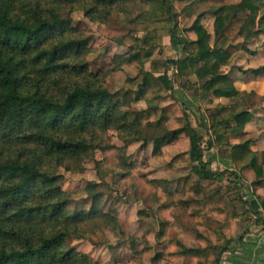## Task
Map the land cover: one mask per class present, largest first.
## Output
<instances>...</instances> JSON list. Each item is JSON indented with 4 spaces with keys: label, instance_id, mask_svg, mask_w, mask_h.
<instances>
[{
    "label": "trees",
    "instance_id": "trees-1",
    "mask_svg": "<svg viewBox=\"0 0 264 264\" xmlns=\"http://www.w3.org/2000/svg\"><path fill=\"white\" fill-rule=\"evenodd\" d=\"M202 1L0 0V264H95L88 254L64 247L69 238L119 228L115 211L123 198L116 194L108 210L102 207L117 184L135 178L132 143L152 145L158 157L165 146L189 142L184 156L192 174L178 177L165 193L159 180L146 179L157 188L158 207L140 209L138 216L161 218L171 207L187 211L195 221L185 229L194 232L195 245L165 240L168 223L161 220L157 239L168 249L157 252L152 264L163 258L165 264H221L254 231L251 226L264 230V197L248 200L239 172L252 169L250 187L262 186L264 150H253L251 138L230 141L247 134L251 93L222 70L234 47L229 32L236 20L243 48L251 37L264 35V0L213 6V34L202 23L204 12L182 28L176 4H184L183 13L191 16ZM75 12L101 24L113 18L128 30L116 39L126 48L112 57L110 68H93L91 38L74 24ZM166 39L175 57L159 58ZM125 66L136 75L110 90L108 78ZM247 71L264 75V64ZM167 98L171 101L163 104ZM220 98L231 102L214 104ZM139 102L146 107L136 109ZM192 113L198 115L194 123ZM212 149L215 154L206 160ZM218 159L229 166L212 169ZM89 161L99 182L85 188L88 208H71L73 194L61 186V170L81 174ZM240 221L251 223L237 235L232 226ZM135 243L129 241V247L135 249Z\"/></svg>",
    "mask_w": 264,
    "mask_h": 264
},
{
    "label": "rangeland",
    "instance_id": "rangeland-1",
    "mask_svg": "<svg viewBox=\"0 0 264 264\" xmlns=\"http://www.w3.org/2000/svg\"><path fill=\"white\" fill-rule=\"evenodd\" d=\"M240 0H204L198 3L194 7V12L191 16L183 13L182 7L184 4L177 3L176 10L180 12L179 24L182 28H189L196 20L199 14L204 12L202 23L213 34L214 16L211 12L213 6H220L222 4H235ZM245 13H242L241 18L245 17ZM74 24L82 30L87 36L91 38V46L94 51V63L93 68L107 69L112 64V57L121 53L126 47L118 44L116 39L125 35L128 30L123 28L115 19H111L108 24H101L90 21L81 12H75L72 14ZM237 20L234 22L232 30L229 32V37L232 39L231 57L228 63L222 68L223 72H228L235 81V85L238 89L251 93L249 99H247V108L252 112L249 122L245 126L246 135H242L240 138L232 135L230 136L231 143H237L239 141L251 138L252 147L255 151L264 150V75L254 76L248 72L250 68H256L264 64V35L251 37L245 44V48L242 47L243 38L238 37L236 32L239 27ZM188 36L192 39L196 38V35L192 31H188ZM164 52L159 58L163 57H175V52L171 49L168 39L164 41ZM107 49V50H106ZM136 75V70L130 66H125L122 71L115 72L107 80V87L115 91L122 87L128 77ZM176 94L180 97L183 93L180 89L176 90ZM171 101L167 98L163 104H167ZM194 110L195 106L188 100H185ZM229 99L220 98L214 99L215 103L228 104ZM213 104H206L205 107L212 106ZM136 109L146 107L145 102H139L134 104ZM196 113H192L191 119L195 122ZM198 116V115H197ZM112 141L115 144L122 145V143L115 137H112ZM189 149V142L187 139H182L172 145L165 146L161 156H154L152 154V145H148L143 148L140 143H132L128 146V154L134 164L133 173L135 178L127 179L116 185L115 192H109L110 195L106 202L103 204V209L108 210L109 204L112 201L114 195L118 194L123 198V201L117 206L115 214L118 216L120 226L117 230L105 229L98 232L96 235L90 238H69L67 239L66 247H73L76 251L88 254L95 264H152V258L157 252L165 253L168 246L163 243H158L157 235L160 232L161 220H165L168 225L165 231V240L177 238L188 246L195 245V234L186 227L192 226V222L195 220L190 217L189 213L180 208H169L164 210L161 214V218H150L148 220L141 219L138 216L140 209H148L158 207V202L154 199V192L157 188L153 185H149L146 179H157L163 184V192L165 188L173 190L176 186V179L182 175L189 174L190 163L188 158L184 156V153ZM215 154V150H206L205 159L208 160ZM178 156H181L179 160L170 165L172 160ZM100 154L97 158H100ZM229 161L216 160L212 163V169L224 170L229 166ZM86 170L81 174H73L61 170L64 174V179L61 182V186L72 192L73 201L71 208H88V203L83 202L85 198V188L90 182H99L95 164L92 161L85 163ZM244 179V191L246 192V198L248 200L254 199L256 196L264 197V184L258 186L253 190L250 187V183L255 179V173L252 169H242L239 171ZM192 174V173H190ZM193 179H196L195 175H192ZM136 184V190H133L132 184ZM206 186H211L209 183H204ZM214 186H219L218 182L213 183ZM101 189L106 191L104 186ZM166 189V190H167ZM165 195V194H164ZM167 196H165V200ZM167 201H171V198ZM157 216V215H155ZM159 216V215H158ZM251 223V221H240L237 225L232 226V231L237 235L241 234L245 225ZM182 225V227H179ZM244 226V227H243ZM252 227L254 236H246L247 240L252 238L257 242L262 243L263 250L258 255H253L251 258H247L245 261H241V264H264V233L258 235L260 231L256 227ZM135 240V249L129 247V241ZM245 240V239H244ZM228 254L226 253L222 257L221 264H235L231 260H228ZM244 252H240L239 256ZM246 254V253H245ZM172 262H175L172 259ZM157 264H165L164 258Z\"/></svg>",
    "mask_w": 264,
    "mask_h": 264
},
{
    "label": "crops",
    "instance_id": "crops-1",
    "mask_svg": "<svg viewBox=\"0 0 264 264\" xmlns=\"http://www.w3.org/2000/svg\"><path fill=\"white\" fill-rule=\"evenodd\" d=\"M251 148L253 149L252 146ZM256 232L257 231L251 232L248 236L252 237L254 236V233ZM262 233H264V231H260L258 235H261ZM247 237L245 238V240L243 241V243L241 244V246L235 253L228 254L229 255L228 260H231L235 264H241L240 263L241 261H245L247 260V258H251L253 255H258L263 250L261 246L262 245L261 242H257L256 240H253L252 238L247 240ZM262 241H264V239ZM240 252H244V254L239 256Z\"/></svg>",
    "mask_w": 264,
    "mask_h": 264
}]
</instances>
